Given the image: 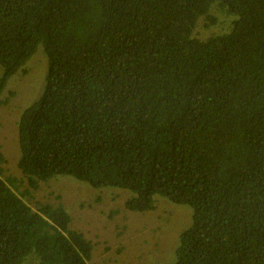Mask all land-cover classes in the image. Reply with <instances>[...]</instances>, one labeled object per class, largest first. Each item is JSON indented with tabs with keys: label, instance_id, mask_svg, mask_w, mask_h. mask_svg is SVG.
I'll return each instance as SVG.
<instances>
[{
	"label": "trees",
	"instance_id": "trees-1",
	"mask_svg": "<svg viewBox=\"0 0 264 264\" xmlns=\"http://www.w3.org/2000/svg\"><path fill=\"white\" fill-rule=\"evenodd\" d=\"M214 2L231 28L198 37ZM40 51L23 178L0 151V264H106L61 201L25 200L61 174L189 205L172 264H264V0H0V106Z\"/></svg>",
	"mask_w": 264,
	"mask_h": 264
},
{
	"label": "rangeland",
	"instance_id": "rangeland-1",
	"mask_svg": "<svg viewBox=\"0 0 264 264\" xmlns=\"http://www.w3.org/2000/svg\"><path fill=\"white\" fill-rule=\"evenodd\" d=\"M216 5L220 3H212L210 9L216 17L215 23L200 18L195 28L198 37L225 32L230 27V16L232 21L235 19L225 11L229 15L226 16ZM42 53H37L29 62V72L9 80L7 91L3 93L4 98L9 97L8 102L0 106V151L6 158L5 173L20 179L24 176L17 167L18 119L21 110L43 90L47 68ZM26 184L25 178L23 187ZM32 193L33 196L25 200L33 209L39 201H61L71 215L70 226L90 241L92 257L106 264H172L176 260L180 234L192 223L193 210L189 205L156 195L154 209L130 210L126 208V201L132 195L130 190L93 187L71 175H56L42 181ZM25 264H34V260L29 259Z\"/></svg>",
	"mask_w": 264,
	"mask_h": 264
}]
</instances>
